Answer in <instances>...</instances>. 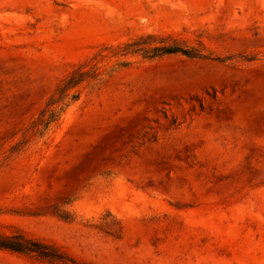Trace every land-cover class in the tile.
Instances as JSON below:
<instances>
[{"label":"rangeland","instance_id":"obj_1","mask_svg":"<svg viewBox=\"0 0 264 264\" xmlns=\"http://www.w3.org/2000/svg\"><path fill=\"white\" fill-rule=\"evenodd\" d=\"M149 33L227 60L119 51ZM98 53L101 81L26 141ZM2 150V232L88 264H264V0H0Z\"/></svg>","mask_w":264,"mask_h":264},{"label":"trees","instance_id":"obj_2","mask_svg":"<svg viewBox=\"0 0 264 264\" xmlns=\"http://www.w3.org/2000/svg\"><path fill=\"white\" fill-rule=\"evenodd\" d=\"M119 49L123 54L139 53L149 59L159 58L165 55L182 54L189 58L227 60L226 58L212 57L211 54L205 53L203 47L188 45L186 41L173 34L149 33L141 35L120 46ZM105 56L102 53L96 54L90 60L77 65L61 80L49 97L45 107L26 130V141H28L30 135H43L53 123L59 120L61 114L80 98V87L82 84H97L101 81L102 77L98 59L101 60ZM122 64L127 63L123 62ZM20 150V144L13 146L9 150V154H6L4 160H8L10 156ZM6 152L7 150H2L0 153ZM0 250H8L22 254L48 264H88L79 262L55 243L30 237L22 231H14L12 233L0 231Z\"/></svg>","mask_w":264,"mask_h":264}]
</instances>
